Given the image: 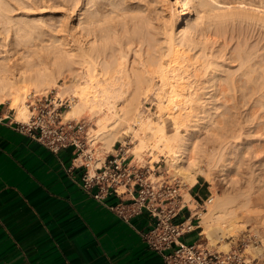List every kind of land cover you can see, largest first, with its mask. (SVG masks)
<instances>
[{
	"label": "bare ground",
	"instance_id": "obj_1",
	"mask_svg": "<svg viewBox=\"0 0 264 264\" xmlns=\"http://www.w3.org/2000/svg\"><path fill=\"white\" fill-rule=\"evenodd\" d=\"M167 3L169 7L160 4L164 8L161 7V12L167 11L168 17L162 22V38L157 39L156 34L145 33L149 21L143 20L141 15L136 18L140 26L134 24L132 32L126 28L119 32L118 19L126 14L121 4L113 0H83L79 15L82 17L77 25L67 27V18L63 16L50 36L49 44L33 43L21 52L15 50L12 53L15 48L0 51V104L9 102L14 119L25 123L30 115L26 100L30 87L35 93L56 89L57 100L63 101L64 94H69L67 98L72 100L62 112L64 121L88 115L89 119L95 118L91 141L102 143V149L97 151V161L102 162L104 152L113 151L115 141L122 142L131 137L134 139V146L130 149L133 159L144 160L146 149L156 153L153 154L154 160L146 161L148 164L157 161L159 156L169 157L167 173L172 171V175L181 176L187 189L197 183L198 176L213 183L226 171L230 172L224 183L223 196L210 197L208 206H205L207 212L198 216L201 235L211 241L213 238L222 240L236 229V219L242 215L237 208L243 211L248 222L256 217L245 216L244 212L251 214L247 211L251 208H247L252 204L259 206L258 203L264 206V177L258 175L254 178L252 168L248 167L244 171L245 177L248 176L241 182L237 178L239 170L236 172L240 166L233 168L236 163L228 165L230 157L233 159L238 148L246 144L249 135L245 128L232 124L219 129L220 133L214 128V122L205 121L214 107L216 96L227 95L226 90L235 86L234 78L227 75L219 84L221 88L216 85L213 90H208L212 87L210 82L224 78V70L232 57L226 51V42L219 40L218 29L231 16L215 6L213 0ZM6 11L11 12L7 4L0 17L3 16V21L8 23L11 17L5 15ZM180 13L188 14L189 18L178 27ZM204 19H210L206 31L211 33L203 42L196 41L195 36L202 35L200 26ZM213 22L217 24L214 28L211 27ZM25 26L28 27L25 36L38 33V28L43 31L39 20H30ZM127 35L125 44L121 39ZM112 43L119 48L111 54L108 51ZM199 44H202L201 49L192 54V47ZM60 80H63L61 85L58 84ZM149 94L156 100V112L164 118L159 116L154 121L143 113L141 107ZM252 96L255 100L261 97L258 84L252 87ZM167 124L170 132L166 129ZM252 153L253 149L248 146L246 154ZM240 189H243L242 194L239 191L241 195L236 193ZM184 196L190 197L187 192ZM241 197L243 202L239 199ZM236 198L241 202L239 205L237 201L239 207L234 205ZM192 212L198 215V211ZM225 244L223 242L222 247ZM261 247L264 248V243Z\"/></svg>",
	"mask_w": 264,
	"mask_h": 264
},
{
	"label": "rangeland",
	"instance_id": "obj_2",
	"mask_svg": "<svg viewBox=\"0 0 264 264\" xmlns=\"http://www.w3.org/2000/svg\"><path fill=\"white\" fill-rule=\"evenodd\" d=\"M82 1L83 0H0V12H2L3 7L6 4L10 6L11 10V12H5L6 16L9 15L11 17V22H4L3 16L0 17V51L7 50V48L11 51L12 48H15L11 51L12 53L15 50L21 52L33 43H40L45 45H47V43L49 44L50 36L54 34V30L62 20L63 16L67 18V27L70 28V26L72 25H77L79 17H82L79 16L80 8L82 7ZM103 1L109 2V0ZM113 1L115 3L121 4V7L126 10L125 16H122L118 19L117 29L119 32H123L125 28L132 32L135 28L134 24L139 25V19H136L137 16L141 15L143 17V20L146 19L149 21V26L148 28H145V33L156 34L157 39H161L162 22L167 21L168 15L167 11L165 12L166 14H163L161 12V10L164 8L160 4H163L165 7H169L167 6V2L172 4L175 0ZM213 1L215 3V6L220 7L222 11L230 13L231 17H228L222 23L221 27L218 26V29H220L221 34L219 40H224L226 42V51H228L229 55H232V57L230 59L228 67L226 68V70H224V78H221V80L217 78L214 82H210V85H212V87L208 88V90L211 91L216 85L224 82L227 75L234 78L235 86L231 88V90H226L227 95L223 96L222 94H218L216 96L214 107L209 112V115L207 116L205 121L208 123L214 122L216 124L214 128H216L217 132H220L219 129L232 126V124H235L236 127H243L247 131L249 136L247 137L246 144L238 148L235 157L232 156V158L234 157L233 159H231L230 157V163L228 162L229 166H231L232 163H236L235 165L233 164V168L237 166L239 168L240 166V168L236 170V172H238L239 170L240 174L237 176V178H239L241 182H244V178L248 176L246 175L245 177L244 171L248 167L252 168V175L254 173V178H258V175L264 177V0ZM192 11L195 14V9H193ZM188 18V14L180 13V23L178 24V27L183 26ZM30 20H39L43 31L41 30V28H38V33H35L31 36H25V31L27 30L26 28H28L25 26V24ZM209 22H211L210 19H204V24L202 23L200 26L202 35L195 36L196 41L203 42L206 36H209L211 32L206 31V26L207 24H209ZM215 22H213V25L210 23L211 27L214 28V25H217ZM19 28L21 29L18 30ZM128 36L129 35L124 36V38L121 39L123 43L126 44ZM202 44L192 47L191 53L197 54L201 49ZM118 48L119 47L115 43H112L108 52H111L112 54V52H116ZM131 56L132 53L128 57L130 61L132 60ZM62 83L63 80H60L58 82L59 85H61ZM255 84H258L260 86L261 97L257 98V100H255L254 96H252V87ZM219 86L221 88L222 85ZM31 88L32 87H30L29 89V95H27L26 97V100H28V102L30 101L29 98L33 95H47L48 98L56 99V89L49 88L48 92L46 93H35ZM226 88L227 85L225 84V89ZM151 96L149 94L143 101L141 107L143 113H146L145 115L150 116V118H152V120L154 121H156V118H158L159 116L164 118V115L162 116V114H158L159 112H156V100L153 95ZM67 97H69V94H64L63 101L65 102L66 107L62 110V112L66 108H68V105H70L72 101L71 99L70 101ZM149 99H152L151 102ZM233 103L236 104L235 107L232 106ZM0 105L5 106L9 109V102H5L4 104ZM10 110L13 114L14 110ZM78 120L85 121L88 124V138L89 140H91L93 136L92 128L95 127V118L94 120L93 118L89 119L88 115L87 117L82 116V118H79L76 121ZM166 129L168 132L171 131V128L170 126H168V124ZM131 139V137H127L122 142L119 140L115 141L113 144L114 150H116L119 145H127L126 148H128L129 150L128 159L130 160V162L132 161L131 163L146 165L151 169H154L155 171L157 170L162 179H168L169 181L177 179L182 185L180 192L184 195L185 192H187L186 181L181 176L179 177V175H172V171L167 173L166 165L168 164L167 162L170 163L171 159L163 155L159 156L157 161L150 162L148 164V161L154 160L153 154L156 153H154L151 149V151L149 149H146L144 153L145 161L135 160L133 159L134 156L130 152V149L134 146V139ZM92 143L91 147L94 149L96 157L97 151L102 149V143L101 141L99 142V140H93ZM250 144H252V146H250ZM248 146L253 149V153L250 155L246 154V149ZM109 153H114V151H110ZM104 155H106L105 152L103 156ZM148 155H151L152 158H150L151 156L149 157ZM229 168L230 167H228L227 169ZM227 172L228 171L225 172L226 174L223 172V174L225 175H222V177L219 176L216 179V182L215 180H213V183L206 181L202 176H198V184L201 185L206 191L205 195L203 196V201L205 202L204 207L203 209H197L199 217L200 214L207 212V201L210 197H215L217 194H220L219 196H223L225 192L224 189L226 190V186L224 185L226 184V180L228 179L230 173ZM223 178L225 181L223 180ZM219 180L221 182H219ZM239 187L241 186L239 185ZM237 191V194H240L239 191L241 192V194L243 193V189ZM185 198L187 197L184 196L185 201H188L190 199V197L189 199ZM239 199L241 200V202L244 201H242V197ZM237 201L238 199L234 200V202H236L234 203V205L236 204L237 207H239ZM238 202L240 205L241 202ZM189 204L192 205L190 206V208L193 206L196 207V203H194L193 201H190ZM258 204L259 206L257 204H252L253 207L251 205L249 208H247H251V210L246 209L247 211L251 212V214L248 213L250 215L245 214L244 212L245 216L252 217V215H254V217L252 218L256 217L255 219L248 221L249 223L246 221V218H244L243 211L237 208L238 210L236 211L240 212L239 215H242L237 217L236 219V221L238 222V224H236V229L234 228V230L230 232V234H226L227 236H223L222 240L213 238V240L211 241L210 239H207L204 234H202L199 237V241L207 246L208 249L217 251L226 252L230 249L235 248L236 250L244 254L246 260H249L248 264H264V248L261 247V245H263L264 243V206L262 207V203ZM198 221H200V218L198 219ZM200 230L202 231V228L197 229V231L199 232ZM223 242L227 244H225L224 247H222Z\"/></svg>",
	"mask_w": 264,
	"mask_h": 264
},
{
	"label": "crops",
	"instance_id": "obj_3",
	"mask_svg": "<svg viewBox=\"0 0 264 264\" xmlns=\"http://www.w3.org/2000/svg\"><path fill=\"white\" fill-rule=\"evenodd\" d=\"M14 118L0 105V264H162L141 238L154 220L144 212L123 221L106 206L119 202L115 196L100 204L86 195L72 149L50 152ZM205 192L198 182L187 189L194 203ZM189 209L180 217L199 224ZM184 240L199 241L198 231Z\"/></svg>",
	"mask_w": 264,
	"mask_h": 264
},
{
	"label": "built area",
	"instance_id": "obj_4",
	"mask_svg": "<svg viewBox=\"0 0 264 264\" xmlns=\"http://www.w3.org/2000/svg\"><path fill=\"white\" fill-rule=\"evenodd\" d=\"M29 99L28 121H16L18 130L28 133L52 153L71 148L75 155L73 162L84 168L80 182L82 191L100 204H104L109 195L115 196L119 202L106 206L121 220L127 222L144 212L154 220L141 238L150 250L160 255L162 264L249 263L235 248L217 251L208 249L200 241L184 240L186 235L197 231L199 224L194 225L190 216L180 217L184 209H190L183 201L182 185L177 179H162L157 170L131 163L127 145H119L115 155L97 161L88 138V124L82 120H63L64 101L47 95H33ZM125 196L127 198L123 199ZM204 203H196L195 211L203 209ZM195 216L198 221V215Z\"/></svg>",
	"mask_w": 264,
	"mask_h": 264
}]
</instances>
